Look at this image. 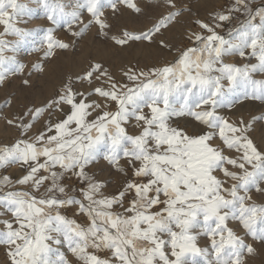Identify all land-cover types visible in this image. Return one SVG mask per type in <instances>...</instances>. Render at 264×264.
<instances>
[{
	"label": "snow or ice",
	"instance_id": "6c2138e0",
	"mask_svg": "<svg viewBox=\"0 0 264 264\" xmlns=\"http://www.w3.org/2000/svg\"><path fill=\"white\" fill-rule=\"evenodd\" d=\"M254 2L233 0L195 19L198 30L170 62L126 66L120 78L91 63L42 105L7 119L19 133L0 144V246L9 264H246L256 253L246 239L264 243V203L253 200L264 196V147L249 135L252 122L233 123L221 109L234 97L264 103L256 78L264 76V8ZM120 5L143 11L136 0H0V86L24 73L25 51L47 62L68 50L58 30L82 38L96 25L107 37L105 9ZM182 15L170 11L146 32L111 39L151 44ZM237 15L245 19L222 34ZM234 56L243 63L228 62ZM101 159L119 177L114 187L91 171ZM11 167L20 175L6 174Z\"/></svg>",
	"mask_w": 264,
	"mask_h": 264
},
{
	"label": "rangeland",
	"instance_id": "374dc122",
	"mask_svg": "<svg viewBox=\"0 0 264 264\" xmlns=\"http://www.w3.org/2000/svg\"><path fill=\"white\" fill-rule=\"evenodd\" d=\"M136 2L143 9L141 14H135L123 5L118 6L119 11L115 13L111 9H105V17L110 25L107 37L99 34L96 25H92L82 38L71 37L67 32L58 30L57 38L70 43L71 47L68 50H57L47 62L40 59L42 54L29 55L27 51L18 57L20 62L28 67L23 74L10 76L4 85L0 86V144L10 143L19 135L15 128L7 125V119H11L33 104L42 105L55 94L68 77L75 80L95 62L102 63L117 78H120L121 69L126 66L146 69L170 62L174 58L176 49L183 48L187 44V32L198 30L192 23L195 19L208 20L212 14L231 6L233 0H175L176 9H169L164 0H136ZM29 6L35 7L34 4ZM252 7L264 8V0H255ZM178 9L184 10V15L177 17L168 28L162 29L151 44L147 41L130 42L129 45L120 47L111 39L113 36L119 37L125 30L137 34L146 32L170 11ZM83 19L87 23L90 17L85 13ZM244 19L245 17L240 15L234 17V22L226 24L222 34L226 35ZM37 23L39 21H33L29 26L35 27ZM160 40L171 46V53L161 48ZM37 62L44 63L43 72L30 71L31 66ZM228 62L243 63L238 56L229 58ZM256 78L264 79V76ZM25 79L30 81L28 86L23 83ZM234 99H238L239 102L231 109H221V114L233 123L240 120L252 122L249 135L258 146L264 147V119H258L264 115V103L244 100L242 97H234ZM8 100H11L10 105L7 103ZM254 118L257 119L254 121ZM91 171H95L99 178L107 180L112 187L119 180L118 176L109 172L106 162L102 159ZM20 173L21 169L11 167L7 169L6 174L18 176ZM253 200L257 204L264 203V196L253 193ZM246 242L256 249L254 255H245L246 264H264V243L253 241L251 238H247ZM201 246H205L203 240ZM6 252V247L0 246V264H9Z\"/></svg>",
	"mask_w": 264,
	"mask_h": 264
}]
</instances>
